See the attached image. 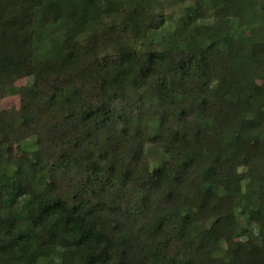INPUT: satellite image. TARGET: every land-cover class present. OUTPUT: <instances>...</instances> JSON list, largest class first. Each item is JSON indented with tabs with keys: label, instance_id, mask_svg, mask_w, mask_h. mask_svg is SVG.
Masks as SVG:
<instances>
[{
	"label": "trees",
	"instance_id": "trees-1",
	"mask_svg": "<svg viewBox=\"0 0 264 264\" xmlns=\"http://www.w3.org/2000/svg\"><path fill=\"white\" fill-rule=\"evenodd\" d=\"M14 96L0 264H264V0H0Z\"/></svg>",
	"mask_w": 264,
	"mask_h": 264
},
{
	"label": "rangeland",
	"instance_id": "rangeland-1",
	"mask_svg": "<svg viewBox=\"0 0 264 264\" xmlns=\"http://www.w3.org/2000/svg\"><path fill=\"white\" fill-rule=\"evenodd\" d=\"M207 22H211V20H208ZM237 35L238 36H242L247 42L251 41V36H250V31L247 30V29H240L238 30L237 32ZM26 83V80H21L18 85L21 86V85H25ZM20 106V100H19V97L17 96H14V97H8V98H5L3 100H0V111L2 110H8V109H18ZM32 144L30 145H27V146H30V148L28 149H32L34 148L35 149V145L34 146H31Z\"/></svg>",
	"mask_w": 264,
	"mask_h": 264
}]
</instances>
